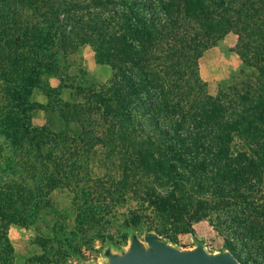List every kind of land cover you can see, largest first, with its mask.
I'll return each instance as SVG.
<instances>
[{
    "label": "trees",
    "instance_id": "obj_1",
    "mask_svg": "<svg viewBox=\"0 0 264 264\" xmlns=\"http://www.w3.org/2000/svg\"><path fill=\"white\" fill-rule=\"evenodd\" d=\"M229 33L241 66L214 96L198 61ZM85 46L106 82L74 67ZM201 221L264 264V0H0L2 264L13 226L113 248Z\"/></svg>",
    "mask_w": 264,
    "mask_h": 264
},
{
    "label": "rangeland",
    "instance_id": "obj_2",
    "mask_svg": "<svg viewBox=\"0 0 264 264\" xmlns=\"http://www.w3.org/2000/svg\"><path fill=\"white\" fill-rule=\"evenodd\" d=\"M236 43L237 37L233 33H229L217 47H214L216 49L215 55L207 54L208 56H205V59L202 56L198 61L200 75L207 83L208 91L212 95H217L219 85L228 80L241 66L239 56L231 50L235 47ZM218 57L222 59V63L224 64H222L221 72L213 75L212 71L214 68L212 63ZM72 62L74 63V67L84 65L91 74L90 82L94 84L106 82L111 77L109 67L96 64L95 54L90 46H85L77 52L73 56ZM73 77L78 78L79 76ZM50 84L53 87H57L60 83L57 78H52ZM32 101L39 105H46L47 98L42 91L36 90L33 94ZM33 115L34 125L43 126L46 124L47 116L44 111L37 109ZM101 155L99 154L98 157H94L93 166L91 165L96 174L103 173L104 168L99 166L100 159L102 158ZM56 198L60 202L67 200V196L61 194H58ZM194 229L209 251H220L226 248L224 237L215 232L207 221L195 223ZM139 234L141 237L145 236L143 233ZM8 236L13 252L2 255L4 257V264H85L88 262L100 264L104 261V251L107 248V243L101 241H96L94 244L76 242L75 247L54 245L53 248H44L39 240V234L34 227L23 228L13 226L10 228ZM165 238L179 248L191 247V234L180 229H170L169 235ZM129 239V237L127 239L125 237L124 239H118L119 245L114 246L113 249L118 252L121 249H125ZM2 263L0 261V264Z\"/></svg>",
    "mask_w": 264,
    "mask_h": 264
},
{
    "label": "water",
    "instance_id": "obj_3",
    "mask_svg": "<svg viewBox=\"0 0 264 264\" xmlns=\"http://www.w3.org/2000/svg\"><path fill=\"white\" fill-rule=\"evenodd\" d=\"M85 264H94L88 262ZM100 264H242L228 249L209 251L205 244L179 248L158 234L143 237L136 234L125 249L118 252L111 247L104 251Z\"/></svg>",
    "mask_w": 264,
    "mask_h": 264
},
{
    "label": "crops",
    "instance_id": "obj_4",
    "mask_svg": "<svg viewBox=\"0 0 264 264\" xmlns=\"http://www.w3.org/2000/svg\"><path fill=\"white\" fill-rule=\"evenodd\" d=\"M215 50H216L215 48H212V49L206 51V52L204 53V55H203L202 58L205 59V58H206L205 56H208V55H211V54H212V55H215V54H216V51H215ZM207 54H208V55H207ZM222 64H224V63H222V59H221L220 57H218L217 59H215V60L213 61V63H212L213 68H214L213 71H212V74H213V75H217L219 72H221ZM232 68H234V67H232ZM202 71H203V70H202ZM214 95H215V94H214ZM197 239L201 240V238L199 237L198 234H196V238L191 234V238H190V246L195 245Z\"/></svg>",
    "mask_w": 264,
    "mask_h": 264
}]
</instances>
